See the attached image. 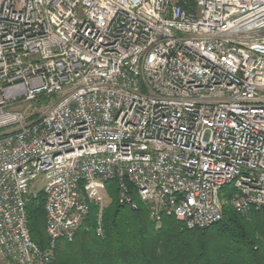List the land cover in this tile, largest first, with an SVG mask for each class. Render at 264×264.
Returning <instances> with one entry per match:
<instances>
[{
    "label": "built area",
    "instance_id": "2783aa9c",
    "mask_svg": "<svg viewBox=\"0 0 264 264\" xmlns=\"http://www.w3.org/2000/svg\"><path fill=\"white\" fill-rule=\"evenodd\" d=\"M110 181L189 230L264 208V0H0L1 264L48 263Z\"/></svg>",
    "mask_w": 264,
    "mask_h": 264
},
{
    "label": "trees",
    "instance_id": "16d2710c",
    "mask_svg": "<svg viewBox=\"0 0 264 264\" xmlns=\"http://www.w3.org/2000/svg\"><path fill=\"white\" fill-rule=\"evenodd\" d=\"M105 190L111 201L102 235L94 229L98 208L90 204L72 240L55 243L48 264H264V208L241 215L224 202L221 221L209 228L189 230L173 216H163L157 227L134 190L136 209L118 204L115 182ZM44 203L42 191L25 206L30 238L42 251L48 248Z\"/></svg>",
    "mask_w": 264,
    "mask_h": 264
},
{
    "label": "rangeland",
    "instance_id": "374dc122",
    "mask_svg": "<svg viewBox=\"0 0 264 264\" xmlns=\"http://www.w3.org/2000/svg\"><path fill=\"white\" fill-rule=\"evenodd\" d=\"M56 99H57L56 96L42 97V98H40L39 101L32 102V106H33V108L36 107L37 109H41L44 106L49 105L50 103L56 101ZM44 185H45L44 177L43 176L38 177L36 179V181H34V183H33V188H32L33 195H35V194H37L39 192H42L43 191V188H44ZM228 194H229V190L228 189H225L222 192H220V198L225 200V199H227ZM110 201H111V198L108 196V194H106L105 197H104V199H103L102 204H100L99 206H97L98 211H97V215H96V219H95L94 229H95L96 224H97L96 221H97L98 214L100 213L101 218H102L103 210L110 203ZM116 201L118 202V193H116ZM156 225L158 227L160 225V223H156ZM44 251H48V248H47V250L45 249ZM52 251H50L51 252L50 256H52V253H53ZM49 262H50V260H49ZM1 263L2 262H0V264ZM48 263H46V264H48Z\"/></svg>",
    "mask_w": 264,
    "mask_h": 264
},
{
    "label": "bare ground",
    "instance_id": "6f19581e",
    "mask_svg": "<svg viewBox=\"0 0 264 264\" xmlns=\"http://www.w3.org/2000/svg\"><path fill=\"white\" fill-rule=\"evenodd\" d=\"M183 223V222H182ZM184 224V223H183Z\"/></svg>",
    "mask_w": 264,
    "mask_h": 264
}]
</instances>
